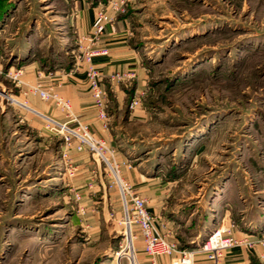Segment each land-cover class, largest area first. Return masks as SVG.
Wrapping results in <instances>:
<instances>
[{
  "label": "rangeland",
  "instance_id": "rangeland-1",
  "mask_svg": "<svg viewBox=\"0 0 264 264\" xmlns=\"http://www.w3.org/2000/svg\"><path fill=\"white\" fill-rule=\"evenodd\" d=\"M80 1L0 0L2 63L23 47L47 70H67ZM125 12L148 72L126 88L120 124L129 109L144 111L119 147L163 180L164 207L236 228V212H256L252 191L264 186V0H132ZM19 108L0 97V264H117L126 240L118 194L114 207L98 194L76 199L62 140L42 118L38 129L19 121Z\"/></svg>",
  "mask_w": 264,
  "mask_h": 264
},
{
  "label": "crops",
  "instance_id": "crops-1",
  "mask_svg": "<svg viewBox=\"0 0 264 264\" xmlns=\"http://www.w3.org/2000/svg\"><path fill=\"white\" fill-rule=\"evenodd\" d=\"M80 2L87 4V9L83 5L79 11H76L77 21H75V24L79 32L83 33L91 28L94 19L93 8L105 3L106 0ZM91 3L93 4L92 7L90 5ZM131 29L129 14L125 11L118 13L115 20L106 26L103 35V42L109 49L108 55L94 59L96 66L101 71L102 84L107 93V129H102V122L97 120L92 98L86 87L83 72L84 66L82 63H79L78 66L73 64L67 70L64 68H55L49 71L39 64L33 56L31 57V55L26 54L23 47L16 48L15 51L13 50L16 54L10 52L8 54L9 56H5L7 61H4V63H2V56H0V86L14 91L15 96L18 98L26 99L28 105L31 108L33 107L34 110L64 121L66 119L65 115L54 105L53 101H45L36 93L28 92L29 85H34L36 82H40L45 87L54 83L55 91L69 100L72 111L80 121L89 126L94 136L102 138L116 149V157L121 162V176L131 184L132 189L136 191L135 193L146 199L148 208L156 213L158 217L157 226L160 233L165 235L169 240H175L180 246V249H194L203 243L204 236L208 232L219 225L213 221H206L204 226H200L192 221V212L186 214L185 209L173 210V208L164 207L163 202L166 200L163 198V180L156 175H148L141 169L140 164H129V158L119 147L123 140L128 139L129 135L125 129L130 123L131 116L142 115L144 111L143 106L132 108L131 111L129 109L128 119L126 117L124 120L127 123L124 126L120 124L118 116H120L123 110H128L126 107L127 100H124V96L128 94L126 88L132 82L139 83V85L140 83L143 84L148 72L144 64L146 55L135 46ZM16 69L21 70L19 84H15L7 76V72H13ZM128 69L134 71L135 79L132 78L123 82H116L110 79L112 72ZM7 78L10 82L7 81ZM19 109V112L22 113L23 110L21 108ZM26 112L27 114L23 118L21 117L22 119L19 121L25 120L28 126L37 129L40 128L41 123H39V120L42 121L41 117L33 113V111ZM58 138L60 137L58 136ZM62 151L69 158V165L76 169L74 172L76 178L71 180V190L77 193L79 192L80 198H86L85 201L92 199L93 196L98 194L96 197L97 203H100L102 206H107V201H109L110 205L112 204L113 207L116 206L117 203H113V201L118 199L117 192L114 187H112L113 189L108 187V174H106L101 164L96 161L95 157L87 150L77 151L74 147L67 149L63 147ZM93 169L97 170L98 175L91 179V171ZM226 196L230 198L229 202H232L231 194L228 193ZM252 197H256L257 199H255L256 207H258V209H255L256 212L248 215L247 211H245L246 208L241 211L238 210L239 212H236V214L240 213L239 220L241 224H236V228L233 229L229 225V218L226 219V225L223 228L230 235L242 237L245 234H255L256 232L259 233L264 230V186L255 188L252 191ZM85 201L82 203H85ZM136 240L135 247L138 259L143 264H149L148 258L142 251V240L138 233ZM182 245L184 247H181ZM257 252L258 250H232L225 254L224 262L225 264H259ZM195 259L203 261L205 258L199 254ZM157 264H168V258L164 256L159 257Z\"/></svg>",
  "mask_w": 264,
  "mask_h": 264
},
{
  "label": "built area",
  "instance_id": "built-area-1",
  "mask_svg": "<svg viewBox=\"0 0 264 264\" xmlns=\"http://www.w3.org/2000/svg\"><path fill=\"white\" fill-rule=\"evenodd\" d=\"M132 0H106L94 9V20L88 31L81 33L76 39L74 49V65L82 63L84 66V79L86 87L90 92L92 103L95 108L97 120L102 122V129H107V93L102 84L100 69L96 66L94 59L106 56L109 53L108 47L103 42V35L106 26L111 24L118 13L124 12L126 6ZM1 71V68H0ZM21 70L7 72V76L19 84ZM110 79L116 82L128 81L134 78L133 70L114 71ZM58 84V83H57ZM55 84L48 87L40 82L29 85L28 92L36 93L45 101H53L54 105L65 115V120L60 121L56 118L44 115L31 108L26 99L16 98L9 91L0 90L1 99L14 102L21 108L37 114L44 121V127L53 135H57L62 140L65 149L74 147L77 151L87 150L101 164L106 174H108V187H114L118 194L121 208L120 222L124 223L125 246L115 252L118 256L117 264L121 257L128 259V264H143L138 259L135 251V241L137 234L133 233L136 228L142 240V251L149 260V264H157L159 257H167L168 264H225L224 256L227 252L236 249L247 251L258 250L257 257L259 264H264V230L255 234H245L242 237L225 235V228L219 225L198 247L194 249H180L175 240H169L161 234L158 229L157 215L147 206L146 199L139 196L132 189L131 184L121 176V162L116 157V150L107 141L94 136L89 126L80 121L72 111L71 104L66 97H62L55 91ZM137 102L132 101L130 108ZM66 164V173L73 176L75 167L69 165V158L62 151ZM91 179L98 175L96 169L91 171ZM76 199L79 200V192H74ZM113 215V213H111ZM127 248V250L125 249ZM203 255V261L196 260L197 255Z\"/></svg>",
  "mask_w": 264,
  "mask_h": 264
},
{
  "label": "trees",
  "instance_id": "trees-1",
  "mask_svg": "<svg viewBox=\"0 0 264 264\" xmlns=\"http://www.w3.org/2000/svg\"><path fill=\"white\" fill-rule=\"evenodd\" d=\"M42 64V63H41Z\"/></svg>",
  "mask_w": 264,
  "mask_h": 264
}]
</instances>
